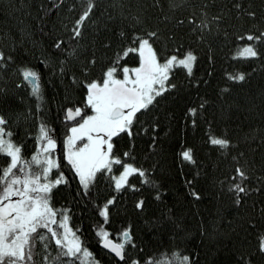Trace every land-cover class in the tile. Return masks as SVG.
Here are the masks:
<instances>
[{"label": "snow or ice", "instance_id": "1", "mask_svg": "<svg viewBox=\"0 0 264 264\" xmlns=\"http://www.w3.org/2000/svg\"><path fill=\"white\" fill-rule=\"evenodd\" d=\"M64 6L65 0H41L33 17L39 31L51 37V43L41 51L39 64L62 82L69 81L57 111L62 135L40 118L21 140L14 127L19 118L13 121L0 112V264H199V252L188 249V234L180 235L183 229L169 214L171 209L154 221L157 226L165 222L174 225L169 243L155 246L138 241L131 224L109 230L112 212L127 192L152 189L153 199L163 203L156 166H143L135 151V139L149 136L155 153L157 109L184 87L181 76L197 88L201 82L209 84L203 77L194 80L200 51L207 57L209 78L216 63V41L232 46L233 60L264 63V0L259 5L252 0H230L223 6H218L217 0H200L171 27H161L159 17L153 22L149 6L141 3L126 5L120 0L102 9L99 0H79V8L73 4L67 9L75 13L70 26L65 17L59 21V30L53 23L46 32V21L59 16ZM150 7L163 11L159 0ZM168 7L174 12L189 6L169 0ZM23 9L24 5L18 8L10 0L8 10L16 20L19 39H12L9 51L0 50V72L8 74L12 69L11 75L17 77L15 89L30 86L29 95L35 98L36 112H40L41 74L17 59L35 55L26 45L31 44L32 49L38 46L26 20L15 15L21 12L23 16ZM26 15L32 17L31 12ZM164 21H169L167 14ZM248 77L244 71L224 73L220 98L231 95ZM12 91L0 87V104L10 103ZM209 110L210 101L201 99L197 106L186 107L185 117H190L196 128L199 116L206 125L205 143L232 162L231 174L220 184L240 223L239 231L232 229L235 237L229 236L232 243L225 264H264V159L261 174L256 175L255 161L249 158L250 146L245 147L248 139L234 140L220 132L214 118L206 115ZM27 115H32L31 109ZM179 155L182 162L196 163L192 148L183 149ZM101 185L107 189L102 199ZM66 190L72 194V201L59 204L57 193ZM194 196L200 199L198 193ZM256 198L261 205L259 213ZM73 203H82L97 218L93 232L99 254L91 250L82 229L72 223ZM145 208L146 199L138 198L134 209L143 213ZM200 236L201 243L205 238L210 244L216 242L203 222Z\"/></svg>", "mask_w": 264, "mask_h": 264}, {"label": "trees", "instance_id": "2", "mask_svg": "<svg viewBox=\"0 0 264 264\" xmlns=\"http://www.w3.org/2000/svg\"><path fill=\"white\" fill-rule=\"evenodd\" d=\"M11 2L15 3L18 8L24 5V15L22 16L21 12H16L15 15L26 20L38 44L35 49L31 48V44L26 45L35 55L25 57L23 60L18 57V62L30 64L40 72L43 96L41 110L36 112V100L29 95L30 86L25 85L24 88L15 89L13 82L17 77L11 75L12 69L8 74L0 72V87L7 86L13 90L10 103L7 106L0 104V112L13 121L19 118L18 126L14 125V127L21 140L25 138V132L29 128H35L40 118L46 119L51 126L56 128L57 134L62 135L63 129L57 120V111L58 105L64 102L65 89L69 81L65 79L62 82L58 77L52 76L51 71L38 62L42 49L47 48L51 43V37L43 35L39 31L38 22L33 19L41 0H11ZM99 2L103 9L111 3H119L120 0H99ZM159 2L163 11L160 8L150 7L154 0H123L126 5L141 3L149 6L148 15L153 22L159 17L161 27L165 24L169 27L174 25L177 18L187 16L191 11L190 6L199 4L200 0H177V3H184L189 7L187 10L183 7L178 8L174 12L169 11V0H159ZM252 2L259 5L261 0H252ZM9 3L10 0H0V50L5 52L11 48L13 38L19 39L16 20L12 18L8 10ZM73 4L79 8V0H65V6L59 16L53 15L46 21L45 31L50 32L53 23H56L59 30V21L65 17H67L65 22L70 26L71 17L75 13H69L67 9ZM224 4H230V0H217L218 6ZM28 12L32 13V17H27ZM114 14L118 15V12L114 11ZM164 14L169 16V21H164ZM4 33L9 35L5 36ZM192 46L197 47L194 43ZM214 47L216 63L211 69L213 76L209 78L206 75L209 65L204 51L199 52L200 62L194 69V80L203 77L210 81L209 84L205 85L201 82L197 88L195 83H188L181 76L180 80L184 87L179 93L162 101L160 108L157 109L159 115L157 151L152 152L149 136L142 135L135 139V151L140 155L143 166L146 168L156 166V181L160 185L163 203L153 199L152 189H146L142 193L127 192L113 209V222L109 226V230H114L131 224L138 241L151 246L167 244L174 231V225L171 222H165L162 226H157L154 221L161 218L162 212H168L171 209L169 214L183 229L180 235L188 234L189 238L186 242L188 249L194 253L199 252V264H225L229 259L228 248L232 243L229 236L235 237L232 229L236 228L239 231L240 221L226 190L221 191L220 181H226L227 176L231 174V159L226 160L205 143V123L198 116V127L193 128L191 118L185 117L186 107L197 106L201 99L209 100L210 110L206 115L209 119L214 118L216 128L234 140L248 139L245 147L250 146L249 158L255 161L256 175L261 174L259 169L264 159V144L261 143V137L264 136V103H262L264 100V63L231 59L234 54L232 46H224L222 40L214 42ZM236 71L248 73L247 82L238 85L231 95L220 98L218 93L219 85L223 83L222 75ZM29 109L32 111L31 116L27 115ZM185 119H187V124ZM28 148H32L31 143H28ZM185 148L193 149L196 160L194 165L186 161L182 162L179 153ZM188 181L192 183L189 185ZM133 182L138 183L135 180ZM195 193L199 194L200 199H195ZM105 195H107V189L101 185L99 196L102 199ZM141 197L146 199V208L143 213L134 209L135 201ZM56 199L59 204L71 202L72 194L67 190L58 192ZM256 199V211L259 213L261 205L259 198ZM71 206L74 212L72 223L82 229L83 238L91 250L99 254L93 232L97 218L90 208L84 209L82 203L80 205L73 203ZM201 222L208 232L216 237L215 243L210 244L206 238L201 243Z\"/></svg>", "mask_w": 264, "mask_h": 264}]
</instances>
